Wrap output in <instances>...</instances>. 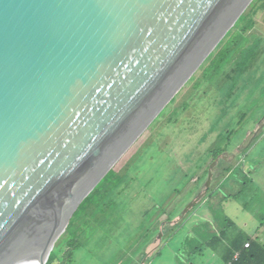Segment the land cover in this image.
Here are the masks:
<instances>
[{"label": "water", "instance_id": "95a60500", "mask_svg": "<svg viewBox=\"0 0 264 264\" xmlns=\"http://www.w3.org/2000/svg\"><path fill=\"white\" fill-rule=\"evenodd\" d=\"M251 2L0 0V264L47 263L75 209Z\"/></svg>", "mask_w": 264, "mask_h": 264}, {"label": "rangeland", "instance_id": "374dc122", "mask_svg": "<svg viewBox=\"0 0 264 264\" xmlns=\"http://www.w3.org/2000/svg\"><path fill=\"white\" fill-rule=\"evenodd\" d=\"M258 13L257 25L246 31L245 49L235 34L228 38L231 48L244 50L238 57L247 55L257 39L263 42L257 51L264 49V13ZM234 59L233 55L220 77L209 81L198 77L200 68L193 82L176 95L166 115L114 163L118 181L113 187L105 189L101 184L99 192L71 215L66 228L77 235L78 246L65 264H132L139 260L140 264H216L208 242L222 225L226 227L228 218L264 242V226L256 217L264 215V51L245 73H235ZM175 109L179 112L171 115ZM221 136L227 138L229 147L213 167L208 204L201 198L200 206L187 210L183 224L163 233V226L175 224L200 188L204 190L215 160L210 150ZM244 141L256 142L247 155L248 146L241 150ZM240 163V169L248 173L247 184L238 187L242 190L238 200H226V191L217 189L235 183L232 175L239 174L223 169ZM197 248L203 250L198 260L194 256ZM143 251L149 260L144 261ZM64 253L55 250L51 264H64L60 261Z\"/></svg>", "mask_w": 264, "mask_h": 264}, {"label": "trees", "instance_id": "16d2710c", "mask_svg": "<svg viewBox=\"0 0 264 264\" xmlns=\"http://www.w3.org/2000/svg\"><path fill=\"white\" fill-rule=\"evenodd\" d=\"M261 10L264 13V0H253L252 3L248 5L246 11L241 14L235 26H233V28L227 32V34L223 37L222 41L219 43L216 49L208 55L205 61L201 64L198 70L192 75V77L188 80L185 85H189L191 82H193V80L195 79V74L200 71V68L203 69V71L198 77L205 78L206 81H209L210 77L214 79L220 77V74L221 72H223V69L226 67L227 63L232 61L233 55L235 56V59L237 61L235 73L240 74L247 72L249 67L253 65V63L260 57L261 51H264V49H262L261 51H257L258 49H260V47L257 45H261L263 42L261 41V39H257V45L254 46L251 50H248L247 55L238 57L237 53L239 52L241 56L244 50H239L240 48L238 47L231 48V44L228 43V38L232 35V33L233 35L235 34L236 37H239L241 39L242 43H245V49L246 31L254 29V27L257 25L256 17L259 14L258 12ZM177 97L178 96H176L169 103V105L161 112V114L155 119V123L159 121L164 115H166L170 107L174 106L177 101ZM178 112L179 110L175 109L171 115H177ZM226 141L227 138L221 136L220 139L217 140V142L212 146L210 154L213 156V154H221L227 151V148L229 146L225 145ZM247 146L249 149V147L252 146L251 142L250 144L249 142H245L244 144H242L241 149H245ZM116 171L117 170H115L113 167L107 173V175L99 182L95 189L82 201V203H80V205L75 209L73 213L77 212L80 208H82L87 200L93 198L99 192L97 191V189L101 184H105V189L109 187L112 188L113 184L118 181V172ZM241 194L242 190H238L234 192L231 197L233 198V200H238ZM256 217L260 220V224L264 226V215H256ZM170 227L171 223H166L162 229L164 232H167L169 231ZM218 231L220 233L215 236V239H210L208 242V247L211 246L214 250L213 254L216 257V264H219V261H221L222 264H264V245L260 242L261 240H259L258 238L253 239L249 233L245 232L244 230H241L237 226V224L233 222L232 219H226V227L222 225ZM247 243H250V247L246 249L245 244ZM77 244V235L71 233L69 228H66L65 232L61 234V236L55 243L54 249L48 257L47 264H51L50 260L54 256V251L60 249L65 252L63 258H61L60 260L64 263L66 258H70L71 255H73L74 251L77 249ZM199 249L200 248L196 249V255H194L196 256V260L203 258V250ZM193 253L194 252H190V255ZM236 256H238L237 260H235Z\"/></svg>", "mask_w": 264, "mask_h": 264}, {"label": "clouds", "instance_id": "9594fccd", "mask_svg": "<svg viewBox=\"0 0 264 264\" xmlns=\"http://www.w3.org/2000/svg\"><path fill=\"white\" fill-rule=\"evenodd\" d=\"M149 126H151V124L149 125ZM149 128V127H148ZM147 128V129H148ZM146 129V130H147ZM146 130H145V132H146ZM140 138V137H139ZM247 143V141H244V142H241V145L242 144H244V143ZM256 142H251V144H252V146L251 147H249V149H248V151H247V153L245 154V155H247L248 154V152L252 149V147H253V144H255ZM249 144H250V142H249ZM249 146V145H248ZM241 150H244V149H241ZM228 151H225V152H223V153H221V154H214V157H213V162H212V164L216 161V164H217V161H218V158L221 156V155H223L224 153H227ZM236 157V155H234V158ZM238 159H239V156L237 157ZM221 161V160H220ZM245 162V161H244ZM211 164V165H212ZM215 164V165H216ZM214 165V166H215ZM238 165V167H236ZM237 165H228V167H226V168H224L223 170H225V173H227V174H229V173H232V170H233V172H237L238 171V174H239V176H236V173H234L233 175H232V177H234L235 178V183H233V182H231V183H229L230 184V188H233V187H236V189L235 190H230V188H229V184H226V185H222L223 187H226V189H224L223 187L221 188V187H218V189H217V191L218 192H220L221 190H223V191H226V193H227V198H226V200H228V197L230 198V199H233L231 196H232V194L234 193V192H236V191H238V187L240 186V185H244V184H247V182H246V179H248V173H247V171H244V170H241L240 169V165H241V163L240 164H237ZM213 166V167H214ZM114 167V166H113ZM253 168H256V167H253ZM212 171V179H211V185H210V187H209V189L206 191V182L204 183L205 185H204V190L202 191L201 189H202V187L200 188V190H199V193L200 192H203L204 193V195H203V197H202V199H201V201L203 200V199H205L206 201H207V204H208V201H209V198H208V194L210 193V191H211V188H212V183H213V179H214V176H215V172L213 171V168H211V166H210V169H209V171ZM236 170V171H235ZM241 170V171H240ZM221 173H222V171L221 172H219V174H218V176L217 177H219L220 175H221ZM227 174H225L224 176H226ZM208 176H209V172H208ZM223 176V177H224ZM207 179H208V177H207ZM207 179H206V181H207ZM249 181H252V180H250L249 179ZM253 182V181H252ZM203 186V185H202ZM215 191V190H214ZM198 193V194H199ZM197 194V195H198ZM196 195V196H197ZM196 196L193 198V200L196 198ZM193 200H191V201H193ZM197 205H199L200 206V202L199 203H197V204H195L193 207L195 208ZM193 207H190L189 209H188V212H189V210L190 209H192ZM199 208V207H198ZM188 212L187 213H185V214H183L182 215V212H181V214L180 215H182V217L180 216V218L177 220V222H175V224H173V223H171V227H170V229L171 228H174V225H176L177 223L179 224V223H181V224H183L182 222H185V216L188 214ZM261 225V224H260ZM66 230V229H65ZM162 232L164 233V231H163V229H162ZM173 232V231H172ZM163 233H160L161 234V237H162V235H163ZM160 234H159V236H160ZM60 237V236H59ZM58 237V238H59ZM160 237V238H161ZM256 238H258V237H256ZM256 238H253V239H256ZM259 240H261L260 238H258ZM58 240V239H57ZM57 242V241H56ZM263 245H264V242L261 240L260 241ZM55 245V244H54ZM250 247V243H247V244H245V248L247 249V248H249ZM53 249H54V247H53ZM52 249V250H53ZM145 250V249H144ZM52 252V251H51ZM50 252V253H51ZM143 253H144V261L146 260V259H148V258H146L147 257V253L146 252H144L143 251ZM50 255V254H49ZM189 255H190V253H189ZM155 256V255H154ZM49 257V256H48ZM187 257V256H186ZM146 258V259H145ZM150 259V258H149ZM148 259V260H149ZM238 259V256H236V259L235 260H237ZM47 261H48V259H47ZM148 262V261H147ZM47 264V263H46ZM132 264H140V260L138 261V263H132Z\"/></svg>", "mask_w": 264, "mask_h": 264}, {"label": "bare ground", "instance_id": "6f19581e", "mask_svg": "<svg viewBox=\"0 0 264 264\" xmlns=\"http://www.w3.org/2000/svg\"><path fill=\"white\" fill-rule=\"evenodd\" d=\"M251 1H253V0H251ZM251 3H252V2H251ZM249 4H250V3H249ZM247 7H248V6H247ZM245 11H246V10H245ZM245 11H244V12H245ZM240 16H241V15H240ZM238 19H239V18H238ZM238 19H237V20H238ZM231 28H232V27H231ZM231 28H230V29H231ZM230 29H229V30H230ZM229 30H228V31H229ZM228 31H227V32H228ZM226 34H227V33H226ZM226 34H225V35H226ZM225 35H224V36H225ZM224 36H223V37H224ZM222 39H223V38H222ZM222 39H221V41H222ZM221 41H220V42H221ZM220 42H219V43H220ZM219 43L216 44V45L218 46ZM216 45H215V46H216ZM217 46H216V47H217ZM216 47L214 48V50L216 49ZM214 50H213V51H214ZM213 51H211V52H213ZM211 52H210V53H211ZM210 53H209V54H210ZM209 54H208V55H209ZM207 57H208V56H207ZM207 57H206V58H207ZM206 58H205V59H206ZM205 59L202 61V63L205 61ZM202 63H201V64H202ZM201 64H200V65H199V66L193 71V73L191 74V76L186 80V82H184V84L180 87L179 91H178V92L173 96V98H172V99L166 104V106L162 109V111H163V110L169 105V103H170V102L176 97V95L180 92V90L182 89V87L188 82V80L192 77V75L198 70V68L201 66ZM162 111H161V112H162ZM161 112L159 113V115L161 114ZM159 115H158V116H159ZM158 116H157V117H158ZM157 117H156V118H157ZM156 118H155V119H156ZM155 119L153 120V122L155 121ZM153 122H151V123H153ZM263 122H264V121H263ZM257 130H258V129H256V132H257ZM45 259H46V258H45ZM24 264H41V261H40L39 259H37V260H27V261H25Z\"/></svg>", "mask_w": 264, "mask_h": 264}, {"label": "crops", "instance_id": "0c3cea01", "mask_svg": "<svg viewBox=\"0 0 264 264\" xmlns=\"http://www.w3.org/2000/svg\"><path fill=\"white\" fill-rule=\"evenodd\" d=\"M259 238V236H257ZM263 241V240H262Z\"/></svg>", "mask_w": 264, "mask_h": 264}, {"label": "flooded vegetation", "instance_id": "af4514ba", "mask_svg": "<svg viewBox=\"0 0 264 264\" xmlns=\"http://www.w3.org/2000/svg\"><path fill=\"white\" fill-rule=\"evenodd\" d=\"M141 261V260H140Z\"/></svg>", "mask_w": 264, "mask_h": 264}]
</instances>
